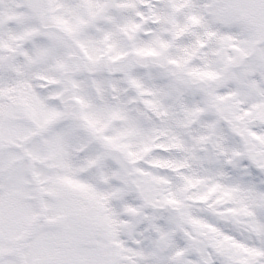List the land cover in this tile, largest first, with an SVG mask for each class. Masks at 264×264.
I'll list each match as a JSON object with an SVG mask.
<instances>
[{
	"label": "rangeland",
	"instance_id": "rangeland-1",
	"mask_svg": "<svg viewBox=\"0 0 264 264\" xmlns=\"http://www.w3.org/2000/svg\"><path fill=\"white\" fill-rule=\"evenodd\" d=\"M36 1L37 12L46 10L44 25L65 33L37 28L39 14L24 0H0V31L11 28L0 54L7 49L17 62L7 73L0 55V264H264V9L254 0ZM211 1L222 20L205 6ZM139 11L145 23L136 31ZM131 45L141 60L167 59L163 48L184 51L190 65L140 70L126 54ZM205 51L211 59L201 69ZM70 53L79 67L72 56L63 63ZM125 59L130 65L121 71ZM15 67H25V81ZM224 68L229 91L210 85L205 92ZM107 69L115 88L129 83L128 73L143 94L159 99L158 163L146 164L153 134L135 133L129 118L112 111L107 131L109 102L95 96L107 87ZM60 93L66 110L83 100L80 115L61 116ZM182 98L186 121L199 132L174 129ZM211 100L234 133L206 112Z\"/></svg>",
	"mask_w": 264,
	"mask_h": 264
},
{
	"label": "flooded vegetation",
	"instance_id": "flooded-vegetation-1",
	"mask_svg": "<svg viewBox=\"0 0 264 264\" xmlns=\"http://www.w3.org/2000/svg\"><path fill=\"white\" fill-rule=\"evenodd\" d=\"M131 105L127 106L126 108L128 109ZM129 123L130 124H133V123H136V119H135V116L134 114H132L129 118ZM137 128V127H136Z\"/></svg>",
	"mask_w": 264,
	"mask_h": 264
}]
</instances>
